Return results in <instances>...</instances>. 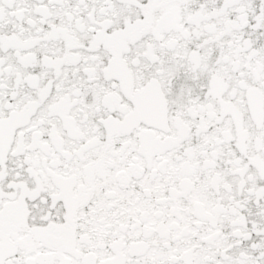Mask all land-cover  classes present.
I'll list each match as a JSON object with an SVG mask.
<instances>
[{
    "label": "snow or ice",
    "instance_id": "1",
    "mask_svg": "<svg viewBox=\"0 0 264 264\" xmlns=\"http://www.w3.org/2000/svg\"><path fill=\"white\" fill-rule=\"evenodd\" d=\"M0 264H264V0H0Z\"/></svg>",
    "mask_w": 264,
    "mask_h": 264
}]
</instances>
